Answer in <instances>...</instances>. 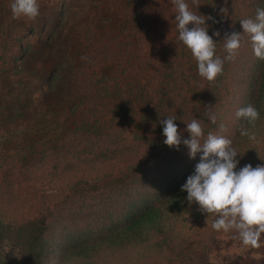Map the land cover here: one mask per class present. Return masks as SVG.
I'll use <instances>...</instances> for the list:
<instances>
[{
    "label": "trees",
    "instance_id": "1",
    "mask_svg": "<svg viewBox=\"0 0 264 264\" xmlns=\"http://www.w3.org/2000/svg\"><path fill=\"white\" fill-rule=\"evenodd\" d=\"M77 1L78 19L73 0H38V17L14 19L33 35L39 25L42 44L8 42L0 29V240L15 242L21 264H209L225 231L181 191L201 153L165 145L160 121L174 117L187 139L185 123L197 118L205 136L233 141L237 169L264 163V61L240 24L264 0H186L211 17L222 60L225 34L242 35L214 82L178 40L172 0ZM59 5L52 32L46 11ZM17 49L34 53L27 68L10 67ZM248 104L260 114L254 126L235 115ZM0 264L11 263L0 254Z\"/></svg>",
    "mask_w": 264,
    "mask_h": 264
},
{
    "label": "clouds",
    "instance_id": "2",
    "mask_svg": "<svg viewBox=\"0 0 264 264\" xmlns=\"http://www.w3.org/2000/svg\"><path fill=\"white\" fill-rule=\"evenodd\" d=\"M172 4L177 12L175 21L179 33L178 40L191 51L197 61L199 76L214 82L223 73L224 60L232 61L238 55L241 33L225 34L223 42L227 56L222 60L215 55L217 43L208 34L206 20L211 17L191 11L186 0H172ZM10 8L13 19H35L39 15L38 0H12ZM240 24L243 33L250 37L255 57L264 61V7H258L254 18L242 19ZM214 35L219 37L220 32L216 31ZM235 115L249 126H254L260 117L253 104L238 109ZM208 118L212 124H216L215 114ZM175 121L174 117H166L160 121L165 137L163 143L177 150L183 143L192 159H195L197 153H201L194 172L181 186V191L187 192V202L197 204L199 210L207 216L216 214V219L211 225L214 230L235 229L245 245L256 246L260 234L264 233V163L255 167L249 163L237 169L240 163L237 157L242 155L233 147L231 139L211 131L205 136L202 123L197 118L185 123V131L189 133L190 138L182 139L183 134L178 131ZM226 131L225 125L219 124V132ZM240 134L255 140V135L243 125Z\"/></svg>",
    "mask_w": 264,
    "mask_h": 264
},
{
    "label": "rangeland",
    "instance_id": "3",
    "mask_svg": "<svg viewBox=\"0 0 264 264\" xmlns=\"http://www.w3.org/2000/svg\"><path fill=\"white\" fill-rule=\"evenodd\" d=\"M73 6V11L78 16L76 18L78 19L80 15L82 17L85 10L81 9L80 14V5L77 0H73ZM60 8L61 5L52 7L46 11L48 18L47 24H49L48 29L52 32L57 27V24H59ZM81 8H86V6L82 3ZM78 13L80 15H78ZM18 24L19 23L14 20L12 16L8 15L3 0H0V29L1 32L6 30V32L3 33V37L9 36L8 42H21L25 48H30V45L33 46V44H37L38 41L41 44L42 42L44 43L46 34L38 32L39 25L37 28L35 27V29H32L36 32V35H33L28 29H22ZM9 52L11 53L8 61L10 67H16L17 65L22 67V64H24L25 68H27L28 64L33 62L35 58L34 53L24 57L23 53L18 49L15 52L8 51V53ZM24 58L25 61H23ZM22 61L24 63H22ZM35 106H37V104ZM75 233L76 230L73 229L72 234ZM62 237L64 238L65 236L61 229H56L50 236V238H55L58 241H60L59 239ZM0 254L6 262L21 264L19 250L15 246V242L8 237L0 240ZM209 264H264V233L260 234L257 245L253 246L251 244L245 245L237 230L231 229L225 231L219 238L217 246L210 254Z\"/></svg>",
    "mask_w": 264,
    "mask_h": 264
}]
</instances>
